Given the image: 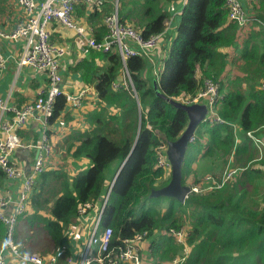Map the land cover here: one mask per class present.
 <instances>
[{"label": "trees", "instance_id": "16d2710c", "mask_svg": "<svg viewBox=\"0 0 264 264\" xmlns=\"http://www.w3.org/2000/svg\"><path fill=\"white\" fill-rule=\"evenodd\" d=\"M179 1L184 4L177 29L172 36L166 35L158 58L160 90L169 98L194 97L204 80L213 78L220 94L215 119L221 120L199 128L190 144L184 183L191 175L193 183H198L193 164L200 155L206 159L222 154L224 172L237 170L236 174L218 189L190 194L184 204L175 199H149L152 189L169 182L165 169L158 166L156 149L180 136L187 115L155 94L145 75V59L136 56L127 61L130 84L120 80L124 64L116 48L107 53L92 51L90 60L78 65L84 81L98 95L85 115L87 133L77 135L78 142L68 143L66 162L74 169L65 168L63 155L38 177L16 230L15 241L22 252L45 257L60 254L64 262L74 253L68 239L78 229L80 206L102 204L111 189L101 224L114 231V253L126 239L148 232L155 240L143 246L141 263L144 252L151 253V264L169 263L181 254V247L168 231L184 228L190 247L185 264H264V146L260 154L259 143L247 134L264 145V0L254 6L253 21L259 22V29L249 35L245 34L247 26L230 19L226 0H119L120 21L145 38L164 33L170 14L162 9V2ZM83 6L98 21L112 12L114 3L105 0L94 11ZM240 39H244L240 57L244 78L236 75L230 89L224 77L231 64L223 49L235 47ZM244 81L249 84L248 95L240 86ZM66 105L65 96L56 99L50 124L65 116ZM237 127L246 133L240 145ZM113 163L115 169L110 167ZM222 176L214 177L221 182ZM5 177L0 170V184ZM6 233L0 221V246Z\"/></svg>", "mask_w": 264, "mask_h": 264}, {"label": "built area", "instance_id": "2783aa9c", "mask_svg": "<svg viewBox=\"0 0 264 264\" xmlns=\"http://www.w3.org/2000/svg\"><path fill=\"white\" fill-rule=\"evenodd\" d=\"M105 0H17V4L25 14V20L10 30H0V40L21 44L20 57L17 62L18 71L23 68L30 69L33 73L44 76L34 99L28 103L17 105L11 97L0 96V170L5 173L8 180H20L21 185L16 194L10 191H0V221L7 227L6 238L0 246V264H7L12 257L25 264H142L141 250L145 244L155 237L148 232L137 233L133 238L126 239L114 253L116 248L111 246L114 231L103 227L101 224L103 212L107 204L106 196L100 205L87 202L80 206L77 218L78 233L85 238V246L80 257L68 256L60 262V255L43 256L39 252H22L21 246L16 243L15 235L20 217L27 211L30 195L34 190L38 177L49 166L52 155V144L49 132L53 125L50 119L53 116L54 104L58 97L65 96L68 105L79 108L88 94V88L77 94H66L62 87L60 68L67 55V49L52 42L50 24L56 22L64 30L75 33L86 47V53L97 51L107 53L116 48L124 64V74L120 78L133 84L126 68L127 61L140 56L151 67L153 74L158 77V62L160 52L167 37L165 32L145 38L141 32L129 24L120 21L117 1L112 12L104 17L106 35L102 40H97L91 35V28L85 26L74 17L75 7L78 3L85 4L88 8L100 9ZM230 19L237 22L240 27H248L253 18H250L240 0H226ZM180 12L176 15L178 18ZM252 19V20H251ZM243 33V32H242ZM12 43V44H11ZM9 58L4 56L0 48V82L4 78ZM115 84V87H119ZM264 89V81L262 83ZM98 96V95H97ZM185 104H193L203 99L208 100L212 115L206 122H214L216 106L220 102L219 85L213 78H206L203 86L194 97L184 94L176 98ZM30 123H38L41 127L38 139L27 142L21 132ZM252 137L251 133H248ZM256 142H259L256 139ZM263 145V144H262ZM24 151H34L36 156L26 170L24 162L19 160L18 154ZM158 166L170 170V163L166 155V144L157 147ZM229 168V167H228ZM264 170V165L262 166ZM237 170L227 169L222 181L219 182L210 174L200 178L198 183L192 184V193H199L218 189L236 174ZM111 190V189H110ZM109 190V191H110ZM109 194V192H108ZM109 197V196H108ZM177 244L181 247V255L174 257L169 263L158 264H185L190 254L187 244L188 232L186 229H173L168 231ZM97 253H93V249Z\"/></svg>", "mask_w": 264, "mask_h": 264}, {"label": "crops", "instance_id": "0c3cea01", "mask_svg": "<svg viewBox=\"0 0 264 264\" xmlns=\"http://www.w3.org/2000/svg\"><path fill=\"white\" fill-rule=\"evenodd\" d=\"M41 1V0H39ZM116 0H113L115 3ZM243 7L247 11V14L250 18H254V6L257 0H240ZM184 1L174 2L171 5H168L165 9L169 10L170 8V16L166 20V35L172 36L177 29L179 19L176 17L178 12L182 11V6ZM260 7V5H259ZM138 9V7L136 8ZM168 12V11H167ZM74 17L76 21L79 23L88 26L91 28V35L96 39L98 36H102V39L105 36L103 34L104 19L101 18L98 21H94L89 17L86 9L84 8L82 2L78 3L75 7ZM25 20V14L17 4V0H0V30H10L15 28L16 25L21 24ZM100 21V22H99ZM259 22H252L248 26V30L245 32L246 35L251 34L253 31H257L259 29ZM103 29V30H102ZM50 32H51V40L54 43L60 44L67 49V55L64 58L61 68L60 75L62 76V87L66 94H77L81 90L88 88V94L83 102V105L79 108H73L70 105H66L65 116L62 117L57 124L53 125L52 130L49 132L52 144V155L49 158V166L53 167L58 164L64 154H61L60 159L56 158V155L59 151L63 152V144L66 143L67 150L69 146V142L74 141L78 142L75 137L80 135L81 132L84 135L87 133V125L86 127L80 130H73L74 124L73 122L77 121L79 117H81V113L88 115L89 109H91L94 105V102L97 101V92L93 85L88 84L83 79V70L78 69V65L83 60H90L92 51L85 54L86 47L83 44V41L80 40L78 36H75V33L69 30H64V28L58 25L56 22L50 24ZM101 39V40H102ZM244 39L238 40L235 47L228 49H223L226 54L229 55L228 61L230 60V67L227 69L224 79L228 80V88L232 89V81L234 77L237 75L242 80L244 75L240 72V57L242 56V46ZM12 44V43H11ZM0 48L4 56L8 57V64L6 67V71L4 74V78L0 82V96L3 98L11 97V100L17 104L22 105L32 101L36 95V91L38 90L40 84L43 82L42 80L45 78L42 75L33 73L28 68H23L18 71L17 62L20 57V49L21 44L19 42L13 43L10 46V42L6 40H0ZM160 57V56H159ZM156 61L158 62V58ZM235 63V64H234ZM223 79V80H224ZM240 86L243 90H246L247 95L249 94V84L241 82ZM66 126L69 130L66 131ZM80 127L78 125L75 128ZM41 127L38 123H30L25 130L21 132L22 137L27 142L36 141L39 136V132ZM74 138V139H73ZM246 138V133L241 131L238 127L236 128V141L239 144H242ZM69 140V141H68ZM259 149L263 148V145L258 144ZM36 154L34 151H24L18 154L19 160L25 163L26 168L30 166V163L33 162ZM201 159V155L197 160L194 161L193 167L195 163ZM194 170V169H193ZM204 172H201L203 174ZM194 175L188 178V182L191 183ZM21 185L20 180H8L6 177L1 181L0 191L4 193H8L10 191L13 195L16 194ZM77 231V229H76ZM75 231V232H76ZM155 238L148 242L150 245ZM68 241L71 243L70 245L74 249V253L70 254L79 257L78 254L81 251V248L85 246V238L81 237L80 234H75L71 236ZM144 264H151L152 255L150 252H144ZM60 255V254H58ZM60 262H62V256L60 255ZM152 257V258H151ZM66 259V258H65ZM64 259V261H65ZM7 264H25L21 261H18L12 257L8 258Z\"/></svg>", "mask_w": 264, "mask_h": 264}, {"label": "water", "instance_id": "95a60500", "mask_svg": "<svg viewBox=\"0 0 264 264\" xmlns=\"http://www.w3.org/2000/svg\"><path fill=\"white\" fill-rule=\"evenodd\" d=\"M146 78L149 79L152 89L155 94L164 98L169 104L177 109L183 110L187 115V124L183 132L176 140L166 141V155L170 163L169 182L158 189H152L149 194V199L166 198L175 199L184 204L192 191L191 184L184 183V166L190 150V144L197 137L199 128L206 122L207 118L212 115L209 102L203 99L193 104H185L174 98L165 96L160 90L157 76L153 74L152 68L146 70ZM126 160L121 163L124 166ZM112 169L116 168V163L111 164ZM29 167L26 168L28 170ZM117 172V175L120 171ZM117 178V176H116ZM108 198V196H107Z\"/></svg>", "mask_w": 264, "mask_h": 264}, {"label": "rangeland", "instance_id": "374dc122", "mask_svg": "<svg viewBox=\"0 0 264 264\" xmlns=\"http://www.w3.org/2000/svg\"><path fill=\"white\" fill-rule=\"evenodd\" d=\"M117 1V0H116ZM117 5H119V0H118V3H117ZM162 9H165L167 6H168V3L167 2H162ZM168 11V13L170 14V8H169V10H167ZM179 18V17H178ZM85 115L86 114H84V113H81V117H79L78 119H77V121H75V122H73L72 124H74V131L75 130H80V131H82L85 127H86V118H85ZM78 125H80V127H78V128H75V127H77ZM67 130H69V128L66 126V131ZM82 133V132H81ZM236 143H237V145H240L237 141H236ZM66 143H64L63 144V152H61V151H59L57 154H55L54 153V155H56V158L57 159H60V156H61V154H64V156H65V162H66V157H67V145H65ZM262 145V144H261ZM263 152V148H260V154ZM221 160H222V154H220V153H216L215 155H213V156H209V157H207L206 159H203V157L201 156V159H199L196 163H195V165H194V167H193V169H194V171H196V175H195V177L197 178L196 180L198 181V180H200V178H202V177H204V176H206V175H208V174H210L211 176H215V175H220V174H224V168H222V165H221ZM69 161L67 160V162L65 163V168L66 169H68V170H70L71 168H73L71 165H69V163H68ZM229 165V164H228ZM227 165V166H228ZM230 166H232L231 165V163H230ZM229 167V166H228ZM228 167H226V168H228ZM225 168V169H226ZM74 169V168H73ZM223 170V171H222ZM170 172H171V170H167V173H169L170 174ZM201 172H204L203 174H201ZM165 177H168V175H166ZM168 203L167 202H165L164 203V206H166ZM188 223H189V221L187 222V225H188ZM187 225H186V227H187ZM188 228V227H187ZM78 233V230L75 232V234H77ZM83 252V247L81 248V251H80V253L78 254V256L80 257V255H81V253ZM93 253L94 254H96L97 253V249L96 248H94L93 249Z\"/></svg>", "mask_w": 264, "mask_h": 264}, {"label": "clouds", "instance_id": "9594fccd", "mask_svg": "<svg viewBox=\"0 0 264 264\" xmlns=\"http://www.w3.org/2000/svg\"><path fill=\"white\" fill-rule=\"evenodd\" d=\"M117 2H118V0H117ZM147 69H148V68H147ZM145 74H146V73H145ZM157 80H158V77H157ZM262 83H263V82H262ZM262 89H263V88H262ZM263 90H264V89H263ZM184 95H185V94H184ZM174 99H176V98H174ZM176 100H177V99H176ZM205 123H206V122H205ZM197 133H198V132H197ZM247 134H248V133H247ZM251 135H252V133H251ZM250 137H251V136H250ZM252 138H253V139H257V138H256L255 136H253V135H252ZM194 140H195V139H194ZM263 146H264V145H263ZM115 179H116V176H115ZM115 179H114V180H115ZM113 182H114V181H113ZM186 183H187V184H191V185H192V184H195V183H193V181H192L191 183H189V182H188V179H187ZM191 187H192V186H191ZM109 195H110V191H109V194H107V196H109ZM108 199H109V197H108ZM77 230H78V229H77ZM169 236H170V235H169ZM180 255H181V254H180ZM71 256H74V257H75V255H71ZM66 258H67V257H66ZM125 264H126V263H125Z\"/></svg>", "mask_w": 264, "mask_h": 264}, {"label": "flooded vegetation", "instance_id": "af4514ba", "mask_svg": "<svg viewBox=\"0 0 264 264\" xmlns=\"http://www.w3.org/2000/svg\"><path fill=\"white\" fill-rule=\"evenodd\" d=\"M28 170H29V169H28ZM28 170H27V171H28Z\"/></svg>", "mask_w": 264, "mask_h": 264}]
</instances>
